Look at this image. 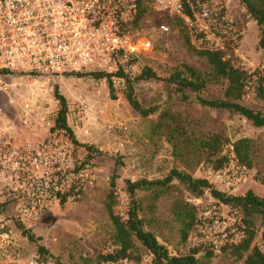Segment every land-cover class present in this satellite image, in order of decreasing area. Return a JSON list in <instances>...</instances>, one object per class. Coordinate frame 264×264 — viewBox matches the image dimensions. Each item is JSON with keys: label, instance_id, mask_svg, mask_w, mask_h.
Wrapping results in <instances>:
<instances>
[{"label": "rangeland", "instance_id": "1", "mask_svg": "<svg viewBox=\"0 0 264 264\" xmlns=\"http://www.w3.org/2000/svg\"><path fill=\"white\" fill-rule=\"evenodd\" d=\"M207 2L226 13L231 21L227 35L219 40L230 54L229 62L251 75L250 85L239 103L264 116V103L255 97L251 86L264 71V51L258 47L256 24L236 0ZM194 15L197 17V13ZM198 22H201L200 19ZM159 24L167 26L169 32L160 34ZM184 37H188L190 45L196 50H213L216 44L212 37L190 31L184 21L175 16L156 15L148 1L140 3L138 18L130 31V40L139 51L130 56L133 57L131 64H127L125 58L120 59L116 68H124L125 74L133 79L131 82L136 101L145 109H156L153 115L147 117H141L125 99L126 83L122 78H119L120 84L117 86L109 85L106 78L94 79L86 73L80 76L65 74L51 80L54 95L57 91L64 99L66 116L69 117L67 124L77 144L64 134H59L57 139H68L75 162L92 163L98 172V180L94 188L77 200H64L49 208L38 222H20L34 237L33 242L23 237L17 228L18 220L11 213V203L0 199V214L11 220L10 223L19 233L11 249L13 253L30 258L37 255L38 247H43L54 264H135L131 260L116 263L98 260V255L109 254L116 249L113 242L114 227L106 208L108 195L111 193L113 197V213L125 221L130 202L126 181L162 180L172 170L195 179L203 178L204 170L212 166L219 156H226L228 160L231 158L232 145L239 139L251 142V166L248 167L249 177L234 195L240 196L250 191L257 197H264V127H255L242 116L226 110L202 107L196 102V94L191 91H185L188 100L184 101L164 81L135 78L144 68H149L160 79H166L183 64L207 71L206 60L188 48ZM225 88V82L211 81L199 96L204 99L222 98ZM56 100V109L59 110L60 103ZM82 100L88 104L87 113L80 110L79 103ZM163 113L174 117V121L167 116L162 119ZM119 122L127 127L126 131L107 129L108 125ZM159 123L163 124L162 128H157ZM168 125L171 128L178 125L177 131L170 133ZM28 131L31 136L46 135L41 127H31ZM215 134L222 140L218 154L212 155L207 149L199 148V140ZM188 138L191 140L186 145H176L179 140ZM20 140L30 139L22 137ZM171 143L176 146L175 150ZM85 147H91V154ZM111 180L114 181V187L110 186ZM157 191H160V196L156 200H153L154 190L136 192L138 217L144 230L153 233L158 243L171 255H186L193 247L190 239L192 232H189L185 242H181V222L175 212L182 211L185 204L193 206L188 200L195 197L176 180L166 189ZM207 192L204 191L197 199L200 198L203 203L209 202L212 197ZM193 215L195 218V211ZM253 223L256 230L253 244L260 245V216H254ZM134 243L136 254L141 256L139 264H149L148 253L135 239ZM195 258L197 264H244L243 260L232 258L228 251L208 257L201 250Z\"/></svg>", "mask_w": 264, "mask_h": 264}, {"label": "built area", "instance_id": "2", "mask_svg": "<svg viewBox=\"0 0 264 264\" xmlns=\"http://www.w3.org/2000/svg\"><path fill=\"white\" fill-rule=\"evenodd\" d=\"M142 1L0 0V199L11 203L19 223H36L52 206L75 201L95 187L98 172L93 164H77L71 142L57 139L60 131H51L58 113L51 80L65 74L103 73L112 75L113 86L119 85L115 73L120 55L126 58L139 51L130 31ZM146 1L156 15L175 16L190 31L212 37L213 51L231 59L219 42L231 26L226 13L203 0H185L191 16L185 14L182 0ZM158 30L162 35L169 32L164 24ZM79 107L87 113L85 100ZM31 127L43 128L46 135L31 136ZM107 129L127 127L119 122ZM22 137L30 140L21 141ZM248 177L249 168L234 155L221 169L203 172L211 188L227 195H234ZM188 202L195 208L190 237L194 247L218 254L244 238L245 226L236 208L213 198ZM18 237L17 229L0 214V264H54L49 257L13 253Z\"/></svg>", "mask_w": 264, "mask_h": 264}, {"label": "trees", "instance_id": "3", "mask_svg": "<svg viewBox=\"0 0 264 264\" xmlns=\"http://www.w3.org/2000/svg\"><path fill=\"white\" fill-rule=\"evenodd\" d=\"M207 1V0H203ZM247 12L249 17L255 22L258 29V47L264 51V0H236ZM183 10L186 15L191 16V9L189 5L182 0ZM184 41L190 50L194 51L200 58H204L208 65L207 71H200L188 65H180L168 78L160 79L149 68H144L138 77L139 80H161L168 86L173 87L176 93L181 95L182 100L187 101L188 97L185 95V91H191L196 94V102L202 106L210 109L226 110L230 113L238 114L243 118L250 121L255 127H264V116L258 112L248 109L242 106L239 101L246 93V86L251 79V75L240 70L237 67L231 65L228 60L222 58V54L209 50H196L190 45L188 37H184ZM124 59L125 57H121ZM127 64H131L133 57H126ZM80 76L81 73H75ZM94 79L106 78L111 85V76L103 73H86ZM115 76L122 78L126 83L125 99L129 105L137 112L141 117H147L153 115L156 112L155 108H143L133 96L132 78L125 74L124 68L118 67ZM211 81H223L226 83V88L223 92L222 98L217 99H204L199 94L205 89L207 83ZM255 97L264 103V71L259 75L253 85H251ZM56 99L59 100L60 108L57 113V117L54 121V126L51 131H60L62 134L68 137L74 144H77L71 130L66 121V107L64 105V99L55 92ZM169 117V114L163 113L161 118ZM177 126L173 128L170 125L167 126L169 132L177 131ZM163 124H157V128H162ZM179 128V127H178ZM191 140L182 139L179 140L176 145H186L187 141ZM176 149L174 143H171ZM199 148L207 149L212 155L218 154L221 151L222 140L219 135H213L208 139L199 140ZM88 154L91 147H85ZM232 154L237 161L250 168V154H251V142L248 139H239L232 145ZM176 155V151H175ZM89 158V157H88ZM226 156H219L213 162V165L207 168L214 170L221 169L227 164ZM178 181L186 187V190L195 198L200 197L204 191H208L210 196L224 205L236 208L241 220L245 226L244 238L236 244L223 247L220 253L229 252L230 256L236 261L243 260L244 264H264V197H257L252 192L248 191L244 195H227L221 193L214 188H211L209 182L204 178H192L191 176L179 172L177 170L170 171L162 180H138L135 182L126 181V192L129 196L130 202L127 211V219L121 221V219L115 215L112 211L113 197L110 193L108 195V203L106 205L111 223L114 227L113 242L116 249L112 253L105 255H98V260L103 263H116L120 260L133 261L135 264L141 262V256L136 254V246L134 239L141 245V247L150 256L149 264H197L195 256L201 250L207 253V256L216 255L213 251L200 248L191 247L186 255H171L167 249L158 243L156 237L150 231H146L143 228L141 219L138 217L139 204L135 199V194L138 190H154L153 200H156L160 196L158 189H166L172 181ZM110 186L114 187V181L111 180ZM189 207V209H187ZM192 208V209H190ZM179 210V209H178ZM195 208L191 205L185 204L182 207V211H176V218L181 222L180 240L185 242L188 238L189 232L193 230ZM190 214V215H189ZM260 216L261 232H260V245H254V239L256 237L255 225L253 223V217ZM187 217V218H186ZM17 228L21 230V234L29 242L34 241V237L29 233V230L25 229L21 223L17 221ZM190 232V233H191ZM219 253V254H220ZM36 254L46 260L48 254L43 247H38ZM57 262V261H56Z\"/></svg>", "mask_w": 264, "mask_h": 264}, {"label": "crops", "instance_id": "4", "mask_svg": "<svg viewBox=\"0 0 264 264\" xmlns=\"http://www.w3.org/2000/svg\"><path fill=\"white\" fill-rule=\"evenodd\" d=\"M11 220H9V222H10ZM11 224V223H10Z\"/></svg>", "mask_w": 264, "mask_h": 264}]
</instances>
